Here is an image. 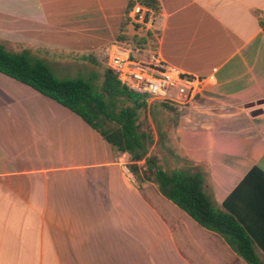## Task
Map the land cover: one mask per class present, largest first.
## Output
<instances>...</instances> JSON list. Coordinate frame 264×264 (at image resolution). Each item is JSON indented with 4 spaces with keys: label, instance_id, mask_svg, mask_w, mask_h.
I'll use <instances>...</instances> for the list:
<instances>
[{
    "label": "crops",
    "instance_id": "0c3cea01",
    "mask_svg": "<svg viewBox=\"0 0 264 264\" xmlns=\"http://www.w3.org/2000/svg\"><path fill=\"white\" fill-rule=\"evenodd\" d=\"M131 1L0 0V42L100 55ZM157 1L155 50L204 79L180 147L264 261V0ZM128 164L80 115L0 72V264H247Z\"/></svg>",
    "mask_w": 264,
    "mask_h": 264
},
{
    "label": "trees",
    "instance_id": "16d2710c",
    "mask_svg": "<svg viewBox=\"0 0 264 264\" xmlns=\"http://www.w3.org/2000/svg\"><path fill=\"white\" fill-rule=\"evenodd\" d=\"M135 1H131L129 8ZM139 1L153 6L158 17L160 4L157 0ZM260 23L264 31V19L261 18ZM118 39L140 46L149 43L155 48L156 45L153 33L146 39L130 26L128 18ZM84 57L93 60L89 55ZM0 72L32 86L80 115L102 134L117 154H129L128 167L140 187L146 183L156 184L165 197L199 224L224 237L247 264H264L246 228L206 191L207 172L200 168L194 172L197 165L190 160L186 167L169 168L164 163L162 150L174 155L177 161L181 157L167 145V135L158 124L155 134L148 94L137 93L123 84L110 68L105 70L101 84L96 82L95 76L60 77L44 58L35 56L31 48L13 51L3 42H0ZM162 103L174 113L177 128L185 113L184 106L171 101Z\"/></svg>",
    "mask_w": 264,
    "mask_h": 264
},
{
    "label": "built area",
    "instance_id": "2783aa9c",
    "mask_svg": "<svg viewBox=\"0 0 264 264\" xmlns=\"http://www.w3.org/2000/svg\"><path fill=\"white\" fill-rule=\"evenodd\" d=\"M127 18L132 28L149 39L158 17L153 6L137 0L129 8ZM106 49L108 67L119 80L137 93L148 94L152 100L189 104L203 88V78L170 65L149 43L140 46L115 39Z\"/></svg>",
    "mask_w": 264,
    "mask_h": 264
},
{
    "label": "rangeland",
    "instance_id": "374dc122",
    "mask_svg": "<svg viewBox=\"0 0 264 264\" xmlns=\"http://www.w3.org/2000/svg\"><path fill=\"white\" fill-rule=\"evenodd\" d=\"M131 42V41H128ZM107 46L104 48L100 55L98 54H90L92 57V61L88 58H85L81 55L75 56L73 53L70 54H62V55H53L47 54L44 58L52 70L60 77H90L95 76L96 82L101 84L105 78V70L108 67V55H107ZM38 56L39 55H35ZM149 108L151 109L150 119L152 121L155 134H157V124L161 128L163 132L167 135V145L170 146L177 155L181 157L180 161H177L171 153H166L165 150L160 149L163 162L167 164L169 168H173L175 166L178 167H186L188 166L189 159L184 155L180 143L179 137L177 134V128L175 126V118L174 113L170 111L168 108L163 106L161 100H152L148 98ZM238 264H241L239 260Z\"/></svg>",
    "mask_w": 264,
    "mask_h": 264
},
{
    "label": "water",
    "instance_id": "95a60500",
    "mask_svg": "<svg viewBox=\"0 0 264 264\" xmlns=\"http://www.w3.org/2000/svg\"><path fill=\"white\" fill-rule=\"evenodd\" d=\"M258 112H261V111H255L253 114L256 115V114H258Z\"/></svg>",
    "mask_w": 264,
    "mask_h": 264
}]
</instances>
